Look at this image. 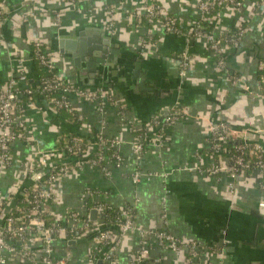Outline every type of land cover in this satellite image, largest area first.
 Wrapping results in <instances>:
<instances>
[{"label": "crops", "instance_id": "crops-1", "mask_svg": "<svg viewBox=\"0 0 264 264\" xmlns=\"http://www.w3.org/2000/svg\"><path fill=\"white\" fill-rule=\"evenodd\" d=\"M157 1L175 19L180 33L165 32L160 19H143L135 25L129 16L142 13V0H80L74 6L65 0H39L35 4L28 0H0L6 9L0 27V86L13 69L26 74L28 84L37 83L40 72L30 47L41 43L55 55L60 80L86 89L104 86L121 100L125 117L134 123L131 128L121 122L111 107L102 120L94 105L80 103L75 107L77 124L43 100L36 102L27 109L34 143L13 145L16 156L1 182L2 194L9 195L17 179L19 187L26 189L30 181L20 176V165L36 152L51 149L58 134L73 133L92 142L94 135L102 132L120 143L123 164L116 168L108 163L109 178L91 167L62 178L55 187L56 202L46 208L50 215L61 219L68 210H82L86 191H106L107 195L95 197L94 201H106L116 209L131 207L136 226L165 229L181 241H197L200 247L195 264H264V207L259 206L264 202V174H243L230 192L231 180L224 171L216 177L196 171L214 162L226 166L228 161L226 155H212L208 143L211 122L246 131V140L258 143L264 151V99L260 94L264 78V0H243L239 9L217 8L202 24L214 33L244 30L237 46L229 47L224 55L228 73L217 70V57L203 38H187L200 19L198 3L202 0ZM106 8L114 10L112 29L108 27ZM55 13L60 14L58 21ZM80 30H89L91 37L96 33L117 44L125 65L120 70L131 73L136 60H140L150 91H140L135 96L129 87H124L121 76L111 75L119 71L116 68L101 74L106 84H88L95 78L79 73L72 57L65 53L69 47L64 45L63 53L59 52L56 37L60 31L75 37ZM142 39L148 40L146 45H141ZM185 49L194 60L182 77L180 58ZM128 82L135 85L131 74ZM171 107L180 110V118L165 130L160 146L148 144L136 161L130 148L137 137L133 132L144 129L153 139L151 120L162 117ZM137 169L141 178L133 183L131 176ZM67 244L71 264H88L87 241ZM151 248V258H162L165 264L176 262L168 248L156 243ZM137 249V235L122 236L115 251L119 264H129ZM1 258L5 264H18L6 253L0 252ZM186 261L184 257L179 264Z\"/></svg>", "mask_w": 264, "mask_h": 264}, {"label": "built area", "instance_id": "built-area-1", "mask_svg": "<svg viewBox=\"0 0 264 264\" xmlns=\"http://www.w3.org/2000/svg\"><path fill=\"white\" fill-rule=\"evenodd\" d=\"M28 1L35 4L39 0ZM65 1L73 6L79 2ZM242 4L243 0H202L198 3L200 19L187 38H203L207 42L209 50L217 57L218 71L228 73L224 66V55L229 47L237 46L244 30L239 28L235 32L222 31L215 35L213 31L204 29L202 24L217 8L229 6L239 9ZM106 9L109 15L108 27L112 29L114 10ZM5 13L6 9L0 2V27ZM59 17L60 14L55 13L57 21ZM129 19H133L135 25L140 24L143 19L147 22L160 19L165 32L180 33L175 19L164 11L157 0H142V13L133 12ZM1 42L0 35V44ZM147 42V39H142L141 45H146ZM31 55L42 73L56 71L55 55L40 47L39 43H33ZM193 60L185 49L180 58V76H185V71ZM260 94L264 99V78L261 79ZM37 97L54 110L66 112L75 111L76 105L80 103L94 105L101 119L106 109L111 107L117 111L121 122L129 124L131 128L134 124L125 117L121 100L102 87L82 89L65 83L57 74L50 77L42 75L35 86H30L26 74L13 69L8 79L0 86V186L16 156L13 145L16 142L26 145L34 143L27 109L35 106ZM180 115L179 109L171 107L162 117L151 120L150 125L155 131L153 139H150L145 130L142 135L135 136L130 148L136 161L148 144L155 146L162 144L163 133L177 122ZM102 120L101 128L104 127ZM208 133L212 155L215 157L226 155L228 161L226 166L214 162L207 169L198 167L197 172L205 173L207 177H216L224 171L231 180L228 185L230 192L234 190L235 180L243 174H264V151L258 143L246 140V131L233 130L222 122H211ZM230 142L236 144L232 150L226 146ZM88 143L79 135L58 134L51 149L36 152L20 165V176L30 181L25 190L19 187V179L14 182L12 191L7 196L2 194L0 188V252L11 255L18 264H71L69 247H62L59 252V249L55 248L56 241H65L69 238V241L76 242L79 241L80 235L95 232L93 238L88 241L86 262L119 264L115 253L119 239L132 233L137 235L138 249L129 260V264H165L162 258H151L150 249L153 243L168 248L176 260L174 264H179V260L185 255L192 261H186L184 264H195L194 260L200 247L197 241H181L165 229L155 231L138 227L134 224L128 207L119 213L115 228L120 237L116 239V233L105 229L98 218V213L111 209V206L106 201H94L95 197L107 195L106 191L102 193L97 190L86 191L82 196V210H68L61 219L46 211L49 204L56 202V184L65 176L91 167L100 170L104 177L109 178L111 172L108 163L116 168L123 164V158L118 150L120 143L117 140L97 132L93 141ZM131 178L133 183L139 182L141 173L138 169L133 172ZM89 200L93 202L90 210L96 211L95 221L89 219L90 210H86L85 205ZM259 206L263 208L264 202H260ZM47 216H51L53 220L48 222ZM5 263L6 260L1 258L0 264Z\"/></svg>", "mask_w": 264, "mask_h": 264}, {"label": "water", "instance_id": "water-1", "mask_svg": "<svg viewBox=\"0 0 264 264\" xmlns=\"http://www.w3.org/2000/svg\"><path fill=\"white\" fill-rule=\"evenodd\" d=\"M94 35L91 37L89 30H80L76 33L75 37H71L66 35L65 32L60 31L56 34V37L59 38V52L63 53L64 50L61 48L64 45L69 47L70 50L67 49L65 53L72 57L73 64L80 71L79 73L82 75L88 73L90 79L95 78L91 80L92 82L88 83L90 85L98 83L106 84L107 80L101 74L106 73L105 71H108L110 68H116L119 71L112 72L111 75L114 76L116 74L121 76L120 81L122 80L121 82H123L124 87H129L133 94H136L135 96H139L140 91H150L145 84V75L139 65L140 60H136V63L133 65V72H126L124 69L120 70L123 67L125 68V65L122 59L120 60L119 55H121V52L119 46L107 37L101 36V38L96 33ZM62 36H68V38ZM65 39H72V41L67 43L64 42ZM130 74L132 78H135L134 86H130L128 82ZM82 81L85 82V80ZM108 86L111 87V85ZM89 219L91 221L96 220L95 210L89 211ZM68 243L74 244L75 241H69ZM96 264H100V261H97Z\"/></svg>", "mask_w": 264, "mask_h": 264}, {"label": "trees", "instance_id": "trees-1", "mask_svg": "<svg viewBox=\"0 0 264 264\" xmlns=\"http://www.w3.org/2000/svg\"><path fill=\"white\" fill-rule=\"evenodd\" d=\"M77 1V0H76ZM78 1H80V0H78ZM40 44V47H44L41 43H39ZM32 49H33V44L31 45V47H30V52L32 53ZM32 56V55H31ZM32 60H33V62H35V64L37 65V61L34 59V57H32ZM39 72H40V74H39V77H41L42 75H45V76H48V77H50V76H52V75H56V71L55 72H52V73H49V74H47V73H42L40 70H39ZM39 77H38V79H39ZM29 85L30 86H33V84H30L29 83ZM36 85V84H35ZM34 85V86H35ZM96 87H102V88H104L105 90H107L108 91V89H106L104 86H102V85H99V86H96ZM80 88V87H79ZM82 89H86V88H82ZM41 99L39 98V97H37V98H35V101L36 102H39ZM56 111H58V112H60V113H65L66 115H68V117L69 118H71L74 122H77V124L79 123L78 122V118H77V115H76V113H75V111H71V112H66V111H64V110H56ZM144 133V129H141L140 131H135V132H133V134L135 135V136H140V135H142ZM63 134H70V135H76V134H73V133H63ZM84 141L88 144V141L87 140H85L84 139ZM234 145H236V144H234L233 142H230V143H228L226 146H228V147H230L231 148V150H232V147L234 146ZM17 199H15V201H16ZM92 205H93V202H91V201H88L87 203H86V210H90V208L92 207ZM126 207H128V209L130 210V214H131V216H132V219H133V215H132V212H133V210H132V208L131 207H129V206H124L123 208H121V209H116V208H113V207H111V209H106V210H104V211H102V212H100V213H98V218H99V220L104 224V228L105 229H109V230H113L115 233H116V224L118 223V216H119V213L120 212H122V210L124 209V208H126ZM53 219H52V217L51 216H47V221L48 222H51ZM94 234H95V232H91V233H88V234H85V235H80V238H79V240H85V241H89V240H91L92 238H93V236H94ZM116 236H117V238L116 239H119V237H120V235L118 234V232L116 233ZM69 242V238H67L65 241H62V240H57L56 241V245H55V248H61V247H64V246H68V243ZM57 244H60V245H57ZM62 245V246H61ZM152 249V248H151ZM150 249V250H151ZM173 255V254H172ZM186 259H187V261H189V260H191L192 261V259L188 256V255H185L184 256ZM184 257H183V260H184ZM150 262V261H149ZM97 262H94L93 264H96Z\"/></svg>", "mask_w": 264, "mask_h": 264}, {"label": "rangeland", "instance_id": "rangeland-1", "mask_svg": "<svg viewBox=\"0 0 264 264\" xmlns=\"http://www.w3.org/2000/svg\"><path fill=\"white\" fill-rule=\"evenodd\" d=\"M219 33H215V35H218Z\"/></svg>", "mask_w": 264, "mask_h": 264}]
</instances>
